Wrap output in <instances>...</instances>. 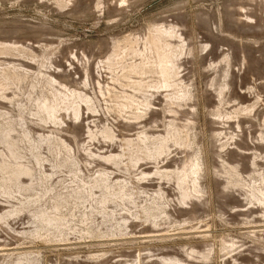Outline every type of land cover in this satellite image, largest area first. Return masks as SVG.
<instances>
[{
	"label": "rangeland",
	"instance_id": "374dc122",
	"mask_svg": "<svg viewBox=\"0 0 264 264\" xmlns=\"http://www.w3.org/2000/svg\"><path fill=\"white\" fill-rule=\"evenodd\" d=\"M0 264H264V0H0Z\"/></svg>",
	"mask_w": 264,
	"mask_h": 264
}]
</instances>
